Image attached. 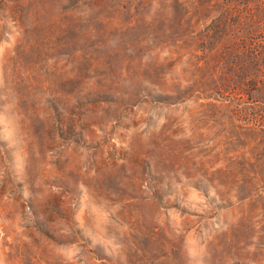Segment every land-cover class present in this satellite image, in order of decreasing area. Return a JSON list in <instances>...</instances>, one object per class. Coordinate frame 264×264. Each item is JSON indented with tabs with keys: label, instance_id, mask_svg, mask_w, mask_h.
Wrapping results in <instances>:
<instances>
[{
	"label": "rangeland",
	"instance_id": "rangeland-1",
	"mask_svg": "<svg viewBox=\"0 0 264 264\" xmlns=\"http://www.w3.org/2000/svg\"><path fill=\"white\" fill-rule=\"evenodd\" d=\"M261 5L0 0V264H264Z\"/></svg>",
	"mask_w": 264,
	"mask_h": 264
},
{
	"label": "trees",
	"instance_id": "trees-1",
	"mask_svg": "<svg viewBox=\"0 0 264 264\" xmlns=\"http://www.w3.org/2000/svg\"><path fill=\"white\" fill-rule=\"evenodd\" d=\"M230 1H232V0H230ZM231 4L232 3L229 2L227 4V6H225L227 11L231 10ZM263 7H264V5H261V6H258L257 9L261 10ZM217 31H219V30H217ZM254 48H253L254 50H252L251 52L246 54V59H250L251 60V61H248V62L252 65L253 71L255 72V71H258V69L260 68L261 65L259 64L260 63L259 49L258 48L256 49V47H254ZM261 48H262L261 51H263L264 50V44H261ZM239 58L241 59L240 56H239ZM236 59H238V58H236ZM240 59L237 61L238 63L240 62Z\"/></svg>",
	"mask_w": 264,
	"mask_h": 264
}]
</instances>
